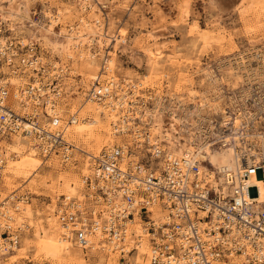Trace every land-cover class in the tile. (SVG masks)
<instances>
[{"label": "rangeland", "instance_id": "1", "mask_svg": "<svg viewBox=\"0 0 264 264\" xmlns=\"http://www.w3.org/2000/svg\"><path fill=\"white\" fill-rule=\"evenodd\" d=\"M12 1L19 8L8 13L4 8ZM0 23L8 37L36 42L35 53L45 72L39 75L41 81L53 75L57 78L61 96L52 102L62 125L73 115L84 120L66 131L74 145L67 163L57 154L42 157L28 145L29 138L2 141L3 166H7L1 171L0 200L7 199L0 211L8 216L12 232L21 231L16 233L18 246L14 252L0 254V264H61L53 257L54 245L62 239L53 215L57 200L62 196L85 201L89 194L81 177L92 174L93 157L119 147L117 143H133L125 133L115 135L114 123L107 121L117 109L102 107L106 100L97 103L88 97L95 81L102 86L108 80V86L113 77L118 86L116 100L126 93L124 101L129 102L126 88L136 84L133 102L179 99L194 109L218 110L221 101L217 97L264 94V0H0ZM15 71L0 67L4 80L10 84L17 80L23 93L36 74ZM99 87L94 86L96 91ZM200 99L208 105L200 104ZM8 103L19 108L17 100L8 99ZM146 110L137 111L138 121L147 119L150 129L151 119H141ZM29 112L28 108L23 114ZM94 116L100 124L88 123ZM34 150L37 155L32 158ZM141 156L145 154L136 150L132 159L136 162ZM136 224L137 219L133 231ZM54 235L51 243L48 240ZM142 237L147 239V235ZM92 247L84 251L72 246L74 257L65 264H95ZM96 250L120 258L110 249ZM128 257L133 264L135 253Z\"/></svg>", "mask_w": 264, "mask_h": 264}, {"label": "built area", "instance_id": "2", "mask_svg": "<svg viewBox=\"0 0 264 264\" xmlns=\"http://www.w3.org/2000/svg\"><path fill=\"white\" fill-rule=\"evenodd\" d=\"M1 28L0 23V67L34 72L37 77L24 87L28 101L35 107L28 114L18 115L4 104L7 85L0 74V171L5 164L1 143L16 135L31 139L42 157L54 153L62 163H67L72 147L63 142L59 118L46 112L43 100L48 95L60 97L57 78L44 76L41 81L39 75L45 72L35 53V41L31 39L23 44L22 39L8 37ZM94 89L88 92L90 97L103 99V94ZM217 98L221 101L218 110L204 107L195 110L179 99L149 101L152 104L125 102L133 116L132 122L139 127L138 137L130 135L131 146L106 149L94 158L92 174L81 177L89 194H85V201L60 196L53 215L61 225V238L84 251L89 250L88 238L93 236H100L101 243L105 244H110L113 238L121 242L125 224L136 217L147 235L148 264H214V260L226 261L231 255L242 257L240 264H264V197L257 206L253 202L245 203L242 196L244 192H251L252 187L241 183L234 186V177L229 171L221 169L218 173L206 160L197 161L193 156L186 157L188 160L169 159L159 147L165 142L148 143L144 134L147 121H138L143 108L157 109L163 114L175 110L184 119L190 118L192 125L186 129L191 134L193 148L197 149L194 153H199L203 146L210 150L233 145L239 162L245 167L241 178L245 180L247 175L256 174L264 191V147L261 145L264 94ZM71 121L69 117L65 123ZM136 150L145 156L136 162L129 160L121 169L122 155L128 158ZM200 164L205 173L214 172V185L200 176ZM1 199L0 207L7 198ZM153 207H161L164 217L153 219L149 211ZM2 211L1 248L7 247L9 252L18 243L16 233L21 229L12 232L10 220ZM118 251V264H126L124 251L121 248Z\"/></svg>", "mask_w": 264, "mask_h": 264}, {"label": "bare ground", "instance_id": "3", "mask_svg": "<svg viewBox=\"0 0 264 264\" xmlns=\"http://www.w3.org/2000/svg\"><path fill=\"white\" fill-rule=\"evenodd\" d=\"M18 8H19V5L15 1H12L11 3L8 4V6L6 8H4V10L8 13H13V12H16L18 10ZM22 43L24 44L23 41H22ZM93 58H94V56H93ZM54 69H57V68L54 67ZM111 78H112V80L110 81L108 86H107L108 80L104 81L102 86L99 85V82L95 81V83L93 84V87L95 85H98V87L100 86L99 87V93L103 94V99H101V100L96 99V98L95 99L91 98V99H92V101H97V103L100 101L102 102V100L103 101L106 100L107 102L103 103V105H105V106L102 105V107L106 108L107 106H110L111 110L117 109V110H114V113L109 114V119L107 120V121L110 120V122L114 123L113 129L116 132H113V133L115 135L122 137V134L125 133V135L128 136L129 138H130V134L131 135L134 134V135H136V137H138L139 130H138V128H136L137 125L132 123L133 116L131 115L130 110L125 107L126 103L124 100L126 98V93L122 94L121 97L116 100L117 95H115V92H116L115 89H117L118 86H117L115 79L113 77H111ZM17 82L18 81L15 80V81H12V83L10 84L9 81H7V82L5 81L6 85L8 84L10 86H8V85L6 86V95L7 96L5 98L4 104L7 107L9 106L13 110H15L17 112L20 111L21 114H23L28 108L31 109V108L35 107V105L31 106L28 104L29 101H26L25 100L26 95L24 96V94L27 92H25L24 91L25 89L23 88V91H22L23 93H21L19 91L20 86L17 87ZM16 90H17V92H16ZM126 90L128 93L127 97H129L128 101L133 102V100L135 99L134 93L138 90L137 85L131 84L126 88ZM60 96H61V93H60ZM88 97H90V93L88 94ZM47 98H48V100L46 101V105H47L46 107L47 108H45V109H47V112L50 115L53 113V114H55V116L59 117L57 112H55V109H54L55 105L52 102V99H54L55 97L52 95H49ZM8 99H9V102L17 100V105L19 108L14 109L12 106H10L8 103ZM43 100H45V99H43ZM200 100H201L200 104L203 103V105L204 104L208 105V103H204L205 101H202V99H200ZM113 102H115V103H113ZM44 104H45V101H44ZM212 105H214V104H212ZM50 107L52 109H50ZM19 109H21V110H19ZM198 109L200 110V108H198ZM198 109H195V110H198ZM97 110L98 109H95V111H97ZM146 117L150 118L151 121L154 123V125H153V127H150V129L148 127L146 128V132L144 133L146 136L145 140L148 143H151V145H157L160 142H165L166 144L165 143L160 144L159 147H161V149L167 154V157L169 159L182 158V159L188 160L186 157L193 156L192 158H195L197 161L206 160L209 163L210 167L212 166L214 169H216L218 171V173H220L221 169H224L226 172L229 171V173L232 174V176L234 177L233 178L234 186H238L241 183V185H243L244 187H246L247 185H248V187H252L251 192H248L247 194H246V192L243 191L244 194L242 196V200L245 203L253 202L255 206L262 203L263 197H264V191L261 187V181L259 180V178L257 177L256 174L247 175L245 180H243L241 178V176L243 175L242 174V172H243L242 168H245V167L242 166L243 163L239 162V157L237 156V152H235L233 145L228 146L225 149H210V150H208L207 146H203V147H201V150L199 153L198 152L194 153V152H196L197 149L193 148V146H192L193 140H192V138L189 137L191 134H189V129H186L192 125V123L190 122V118L184 119L183 117H181V114H178L175 110L170 111V112H166L164 114L161 111H155V110L154 111H148V110H146L144 112V114H142L141 119L144 120ZM71 118H72L71 123H69V124L65 123L64 125H62V123L59 119L58 127H60L62 130L63 142H65L68 145L70 144L72 147V150H74V145L70 141H68V139L66 138V131L68 130L70 125H80L83 123L84 120L80 121L74 115L71 116ZM146 120H144V121H146ZM185 120H187L186 123L184 122ZM234 121H235V123H237L236 120H234ZM88 123H90V124L94 123L96 125L100 124L99 118L97 116H94L93 119H90ZM182 126L184 127V131H183ZM51 129H49V130H51ZM129 132H131V133L129 134ZM183 132H184V134H183ZM16 136H12V137H10V139L11 140L15 139ZM117 139L118 138L116 137L115 141ZM27 142H28V145L33 144L31 139H28ZM95 142L99 143L98 138H97V140H95ZM138 143H140V142H138ZM117 145H120L119 146L120 148H124L125 144H123V142H122L120 144L117 143ZM261 145L263 148L264 147V140L262 141ZM139 146H140L139 149H141L142 145L140 144ZM114 147H118V146H114ZM114 147L107 148V149H112ZM164 147H166V149H164ZM198 149H200V147ZM172 151H174V152L178 151L179 155L176 156L175 154L172 153ZM241 152L242 151L240 149L238 151L239 156L241 155ZM4 153H6L5 149H4ZM52 154L57 156L54 153H51L49 156H51ZM133 154H134V152H133ZM133 154H130V156L128 158L125 157L124 155H122V157L120 158L121 162L119 165L121 169H123L124 166H126V163L129 160L134 161L132 159L134 157ZM36 155H37L36 150H34L30 153V157H32V158ZM99 155L100 154H98L97 156H94L93 160H94V158L99 157ZM49 156H46V157H49ZM4 160H5V154L3 157V161ZM248 163L249 162H247V164ZM159 164H160V162H158V165ZM6 166L5 167L3 166L4 169H3V167L1 168V171L3 169V173L5 172ZM88 166H89L88 164L85 165V168H86L85 171H87ZM246 168H248V166ZM203 169H205V168L203 166H201V164H200V166H198V171L201 174L200 176H202L204 180H208V182L210 184L214 185L215 184V182L213 180L214 172L211 171V172L205 173ZM1 171H0V184H1V179H2ZM240 180H241V182H240ZM72 188L73 187H71L70 190H72ZM67 198L70 199L69 197H67ZM67 198H65V199L68 200ZM71 199H76V198H71ZM115 207H119V206L116 205ZM17 208L18 207H15V211L18 210ZM149 211L151 212V217L155 220L164 217L163 216L164 212L161 210V207L160 208H158V207L149 208ZM135 219H137V218L134 217L132 222H130L129 224H125V226H124V230H125L124 237H123L121 242L118 241L117 239L113 238V240L110 241V244L109 243L105 244L104 242L101 243L102 238L100 236H98V237L93 236V237L88 238V243H89L88 249L91 246H93L91 250L93 252L92 255L95 256V264H116L117 260H118V256L116 254H108L107 255L105 252H101V251L96 250L97 248L103 249L105 251L107 249H110L111 252H117L119 254L118 250L121 248L122 251H124L125 247L127 248L126 249L127 251L126 252L124 251V253H125L124 258L126 259V264H130L128 256L132 255V254H126V253H129L131 250H133V252L135 253V257L132 261L133 264H148L150 247L148 244V240L146 238L142 237V235H146V233H145V230H143V228L140 227L139 223L134 226L136 228L134 230H136V231L132 230ZM59 229L61 232V225H59ZM137 232L139 234L136 235L135 233H137ZM61 233H60V236H61ZM138 235H141V236H138ZM134 236H136V237H134ZM55 239H56V237L54 235V236H51L50 240H48V241H50L51 243H54ZM18 244H19V242L16 245L10 247L12 252H14L13 250L15 249L16 246H18ZM72 244L73 243L70 240H65L63 238L57 240L55 245H54V250H55V252L53 254L54 259L57 260L61 264H65V262L67 260L72 259L74 257L73 251L71 249L72 246H74V244L73 245ZM25 249H27V248H25ZM6 250H7V247L1 248V240H0V254H1V256L8 253V251H6ZM21 251H22V249H21ZM50 252H46V253H50ZM133 252H131V253H133ZM241 259H242V257L231 255L227 258L226 261L214 260L213 263L214 264H240Z\"/></svg>", "mask_w": 264, "mask_h": 264}]
</instances>
